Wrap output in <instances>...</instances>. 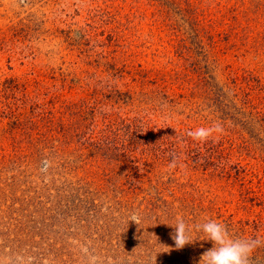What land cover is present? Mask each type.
<instances>
[{
    "label": "rangeland",
    "instance_id": "374dc122",
    "mask_svg": "<svg viewBox=\"0 0 264 264\" xmlns=\"http://www.w3.org/2000/svg\"><path fill=\"white\" fill-rule=\"evenodd\" d=\"M181 218L264 240V0H0V264H200Z\"/></svg>",
    "mask_w": 264,
    "mask_h": 264
},
{
    "label": "clouds",
    "instance_id": "9594fccd",
    "mask_svg": "<svg viewBox=\"0 0 264 264\" xmlns=\"http://www.w3.org/2000/svg\"><path fill=\"white\" fill-rule=\"evenodd\" d=\"M224 128L219 123L210 126H200L189 130L187 136L193 141L205 143L209 139L218 140L224 134ZM175 167V162L170 165ZM132 221L137 223V217L133 216ZM176 247L182 248L186 244L192 243L193 231L202 232L204 239L213 243V247L203 253L200 264H251V255L254 250L264 244L260 238H233L227 227L213 219H206L189 225L182 218L175 225Z\"/></svg>",
    "mask_w": 264,
    "mask_h": 264
}]
</instances>
